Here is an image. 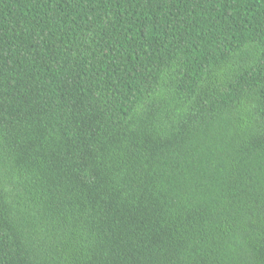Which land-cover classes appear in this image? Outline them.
<instances>
[{
    "label": "trees",
    "instance_id": "obj_1",
    "mask_svg": "<svg viewBox=\"0 0 264 264\" xmlns=\"http://www.w3.org/2000/svg\"><path fill=\"white\" fill-rule=\"evenodd\" d=\"M0 264H264V0H0Z\"/></svg>",
    "mask_w": 264,
    "mask_h": 264
}]
</instances>
